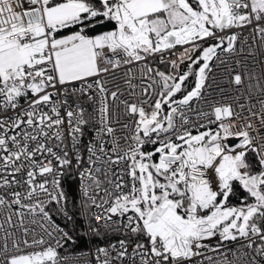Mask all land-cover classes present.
Wrapping results in <instances>:
<instances>
[{
  "label": "snow or ice",
  "instance_id": "1",
  "mask_svg": "<svg viewBox=\"0 0 264 264\" xmlns=\"http://www.w3.org/2000/svg\"><path fill=\"white\" fill-rule=\"evenodd\" d=\"M0 264H264V0H0Z\"/></svg>",
  "mask_w": 264,
  "mask_h": 264
},
{
  "label": "trees",
  "instance_id": "2",
  "mask_svg": "<svg viewBox=\"0 0 264 264\" xmlns=\"http://www.w3.org/2000/svg\"><path fill=\"white\" fill-rule=\"evenodd\" d=\"M87 248L86 240L78 242V245H74L70 248L72 252H83ZM69 251V249H67Z\"/></svg>",
  "mask_w": 264,
  "mask_h": 264
},
{
  "label": "built area",
  "instance_id": "3",
  "mask_svg": "<svg viewBox=\"0 0 264 264\" xmlns=\"http://www.w3.org/2000/svg\"><path fill=\"white\" fill-rule=\"evenodd\" d=\"M245 35H247V33H245ZM221 75H222V73L221 72H218L217 73V79H220V77H221ZM86 244H87V248L85 249V251H83V252H88L91 248H92V245L90 244V243H88V241L86 240ZM68 252H72L71 250H70V248H69V251ZM75 253H80V252H75ZM238 258V257H237Z\"/></svg>",
  "mask_w": 264,
  "mask_h": 264
}]
</instances>
